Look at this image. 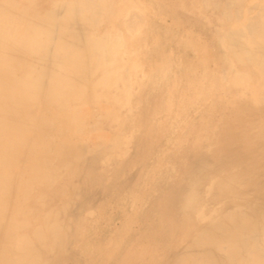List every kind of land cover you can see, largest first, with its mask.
Masks as SVG:
<instances>
[{
    "label": "bare ground",
    "instance_id": "6f19581e",
    "mask_svg": "<svg viewBox=\"0 0 264 264\" xmlns=\"http://www.w3.org/2000/svg\"><path fill=\"white\" fill-rule=\"evenodd\" d=\"M115 1L117 0H0V264H45L44 257L47 250L44 248L43 252L38 245L45 244L47 246L48 242L50 246H58L59 252H62L67 246H63V249L60 248L66 235L61 227L62 221L58 220L63 210L52 208L49 205V197L59 194L58 187L63 184L64 177L68 176L70 182V178L78 172V167L85 154L93 155L94 152H99L104 160H108L107 162L111 160L109 166H112L114 163L112 161L116 159L115 167L125 154L123 152L122 157H118L119 152H122L118 150L117 154H114L115 156L111 154L117 147L118 138L121 134H126V130L123 133L122 131L125 129L124 125L127 124L128 116L119 117V106L135 102V100L131 102L133 99L132 86H130L131 78L126 77L123 73L134 54L133 46L141 45L138 38L147 25L145 20L147 18L149 20L147 17L149 8L146 9L147 5L143 7L144 5L141 3L136 4L131 0H122L120 11L123 10L126 13V19L121 18L123 13H120L121 15L118 17L115 16L117 12H114L115 17L113 16L114 18L107 23L109 12L112 13L114 10L109 8L111 5H115ZM238 1H198L201 7L198 9V13H201L202 9L203 12L205 10V13L208 10H213L217 12L216 23H224L223 29L222 27L221 30L219 29L221 25L217 29L219 36L218 39L216 38L217 42L214 46L207 45L195 37L186 40L188 47L191 48L193 59V63L191 60L188 66H194L196 70L192 74L191 89L186 94L198 96L200 102L202 99L208 100L209 96L216 92L226 91L222 86L227 84L226 86L237 90L242 88L241 97L245 96V99L249 100L251 104L259 106L264 104V58H262V52H264L262 51L264 48V0H255L254 7L249 3L252 0H248L247 3L241 0L240 4L244 3V6L242 5L243 12H241V7L239 8L241 11L237 8V5H240H236ZM149 3L151 5V2ZM132 12H136L135 15ZM141 15L142 19H140ZM173 18L172 16V20H175ZM213 27H216L215 22ZM214 31L217 34L216 30ZM136 36H138L137 40L133 43V37ZM143 40L146 41L144 37ZM144 45L146 44L144 43ZM144 45L141 46L144 47ZM217 46L223 50L226 58L223 55L221 58H225V62L223 60L219 62V53L221 52ZM136 62L138 63V61ZM162 71L165 72L163 69ZM162 71L158 72L162 73ZM129 73L132 75L131 71ZM216 75L218 78L215 77ZM146 84L144 87L147 89ZM238 100L242 101L240 98ZM160 103L163 105L162 102ZM162 107L164 106L160 108L162 109ZM240 108L241 110H238L241 115H252L249 110L250 106L246 108V105H240ZM158 113L160 114V112ZM104 117L106 120H113L117 124V128L112 129L111 132L104 131L106 124L101 123ZM161 123L162 120L156 124V138L160 135ZM261 132H264V125L261 126ZM132 133L134 134V132ZM123 137L121 136V138ZM206 138L204 137L202 142ZM123 140L127 142L129 139ZM255 140L251 139L250 143L254 144ZM110 143L112 146L109 145ZM127 144H124L126 146L122 145L127 147ZM261 146L264 147V144ZM247 151L249 153L256 152L252 150V147L247 148ZM232 158L238 163L244 156L235 155ZM91 159L93 163V158L91 157ZM76 184L74 182L73 185ZM72 187L74 189V186ZM64 188L59 195L63 199L62 203L66 205L68 202L64 198L67 188ZM72 207L74 206L72 205ZM66 209L69 210L68 208L64 210ZM123 210L125 211V209ZM90 211L92 212L91 209ZM87 212L85 210V214ZM138 212L140 211L138 210ZM243 212H227L221 218H214L215 221H209L202 225L201 222L187 224L184 231L189 237V245H186L185 251L182 249L183 252L178 254L170 264H264V213H258L260 214L259 220L256 221L255 217H249L248 213ZM67 218L69 216L65 221ZM135 219H137V215ZM69 223L71 222L69 221ZM63 228L65 229V227ZM123 229L127 228L124 226ZM185 233L182 235L184 236ZM169 238L171 240V237ZM152 243L154 244V242ZM183 244L185 245L184 242ZM76 247L78 248V245ZM81 248L83 249L80 245L79 249L81 250ZM144 249L143 247V251ZM68 251L71 253L72 250ZM148 253L150 254V251ZM72 255L75 257V253ZM76 255L78 254L76 253ZM134 256L136 257V255ZM115 259L117 260V258ZM155 260L151 259V262L153 263ZM81 263L83 264V262ZM155 264L157 263L155 262Z\"/></svg>",
    "mask_w": 264,
    "mask_h": 264
},
{
    "label": "rangeland",
    "instance_id": "374dc122",
    "mask_svg": "<svg viewBox=\"0 0 264 264\" xmlns=\"http://www.w3.org/2000/svg\"><path fill=\"white\" fill-rule=\"evenodd\" d=\"M131 1L136 4L141 3V5H144L143 7L147 5L146 9L149 8L147 14L149 20H147V17H143L147 18L145 20L147 24L145 28H147L146 31L149 33H147L144 28L138 39L141 41V45H144V43L146 45H144V47L137 44L136 47L133 46L134 54L131 56L130 64L126 67L127 70L125 69L127 72L124 71L123 73L126 77L129 76L131 78L130 86H132L133 93L131 102L135 100L136 103H129L131 107L129 104L119 106V117L128 116V121H126L127 124L125 123V129L122 131L123 133L126 130V134H121V136L124 137L121 138L120 136L118 138L116 143L118 148L116 147L111 154L114 155L118 151H122L119 152L120 154H118V157H122L123 152L125 154H123L119 164L116 165L117 167H115V162H117L116 159H112V163L114 162L112 166L115 168L109 166L111 165V160L107 162L108 160H104L102 154L99 152H94V156L92 154H85L82 163L78 167V172L70 178V182L68 176L62 179V181H64L63 184L66 185V183H68L66 186L63 184V186L60 185V187H58V190L60 189L58 193L60 194L63 188L66 187L67 189L64 188L67 191L64 199L70 204L67 206L68 203L66 205L62 203L63 199H61L59 194L52 195L49 197L48 201L52 208H61L63 210L58 220L60 219L59 222L62 221L61 227L64 235L65 232L66 235L64 236L65 239L60 248L63 249V246H67L62 252H59L58 246H50L49 242L47 246L45 244L38 245L39 249L42 250L46 248L47 250L46 255L44 253L45 264H82L81 262L84 264L86 260L88 261L86 264H139L140 262V264H155V262L157 264H170L173 259L178 256V254L185 251L189 245V237H187L184 231L187 224L201 222L202 225L209 221H215L214 218H221L223 215H226L227 212L242 213V211L248 213L249 217H255V220L258 221L259 215L264 213V147L261 146V144H264V136H262L264 132H261V126L264 125V104L260 106L254 103L251 104L249 100L245 99V96L241 97L242 88L237 90L233 87L226 86L227 84L222 86L226 91L223 90L224 92L221 93L216 92L209 96L208 100L206 99L204 101L202 99L201 102L198 100V96H188L186 94L191 89L192 74L196 71L194 66H188L191 60L193 63V59L191 48L188 47L189 45L186 40L195 37L201 42L204 41L207 45L214 46L219 36V30L217 29L220 25L219 29L221 30V27L223 29L224 23H216L215 15L217 12L213 10H208L205 13V10L203 12L202 9L201 13H198V9L201 8L199 5L200 0H159V2L158 0ZM245 1L247 3L248 0H242L244 3ZM115 2V5H111L109 8L114 10L112 13L109 12V18L106 20L107 23L115 16L119 17L121 15L120 13H123L121 16L122 19H126L127 17L123 10L120 11V9H122L120 6L122 0H117ZM149 2H151V5ZM240 3L241 0H239L236 5ZM244 3H242L243 6ZM249 3L254 7V3L256 2L252 0L249 1ZM240 5H237V8L240 10L239 8L241 7L242 11H240L243 12L244 7ZM114 12H117L115 16ZM136 12L139 13L138 11ZM136 12L132 13L135 15ZM153 16L154 18H152ZM172 16L175 20H172ZM140 19H142V15ZM164 19L165 22H163ZM213 20L217 27H215L216 29L213 27ZM151 24L152 26H150ZM178 25L179 27H177ZM214 30H216L217 34ZM137 37L138 36L135 38L133 37V43L137 40ZM143 37L146 39L145 42ZM217 47H219L218 50L221 52L219 53L220 61H218L221 62V60H223V62H225L226 57L223 50L220 46ZM263 49L262 51H264ZM222 55L225 58H221L223 57ZM262 58H264V52H262ZM136 61H138L139 64ZM140 66L143 68L141 67V69ZM138 68L141 70L139 69V71ZM162 69L165 72H163ZM130 71L132 75H129ZM158 71H162V73ZM135 72H137L138 75ZM146 72L148 74H145ZM215 77H217V75ZM161 78L163 79L162 81ZM145 84L147 85V89L144 87ZM238 98L242 99V101L238 100ZM160 102H162L163 105ZM136 104L138 105L137 108ZM240 105H246V108L250 106L249 110H251L250 112L252 115H241L238 110H241ZM123 106H125V108H123ZM158 106L164 107L161 109ZM158 112H160V114ZM131 118L132 120H129ZM161 120L160 135L156 138V124ZM101 123L103 125L106 124L104 126V131L106 132H111L112 129L117 128V124H115L113 120H106V117H104ZM131 123L133 126H130L132 125ZM130 133H132V135H130ZM204 137L207 138L202 142ZM123 139L126 141L129 140L125 142ZM251 139H256V142L254 144L250 143ZM122 144H127L128 146L124 147L126 145L123 146ZM109 145L112 146L111 143ZM250 147L256 152L249 153L247 148ZM235 155L244 156L240 161L241 163L238 161V163L235 162L236 160L232 158ZM90 156L93 158V163ZM171 166L172 168H170ZM146 167H148L150 171ZM82 169L83 171H81ZM77 178L80 179L78 180ZM72 181H74L75 184L77 183L78 186L77 184L73 185L74 182ZM150 181L152 182L149 183ZM72 186H74V189ZM135 189L138 193L134 192ZM131 192L132 194H130ZM72 205L74 207H72ZM65 208L69 210H64ZM123 209H125V211ZM85 210L86 212L88 211L86 214L89 216L85 214ZM138 210L140 212H138ZM66 215L69 216L67 221H65ZM136 215L137 219H135ZM122 219L126 220L124 221ZM68 220L71 223H69ZM132 220L134 221L132 222ZM128 222L130 223L128 224ZM66 223L67 226H65ZM62 224L64 225L62 226ZM124 226L127 229L124 230ZM63 227H65V229ZM124 233L126 234L124 238H122ZM184 233L186 238H181L184 237L182 235ZM77 234L78 237L81 236V238H78ZM169 237H171L172 241ZM152 242H154V244ZM79 244L83 249H79ZM176 244L177 246L179 244L181 245L177 247ZM76 245H78V248ZM146 246L148 247L146 248ZM67 247H69L68 250H72L73 252L71 251L70 253ZM143 247L145 248V252L143 251ZM87 249L89 252H86ZM149 251L150 254L148 253ZM135 252L138 253L136 254ZM74 253L75 257L72 255ZM76 253L78 255H76ZM142 253L143 255L141 256ZM147 253L149 256L146 255ZM134 255H136V257ZM161 255H164V257ZM76 256L77 259L80 257L78 261ZM154 256H156V260ZM102 257L105 259H102ZM115 258H117V260ZM151 259L155 261L152 263ZM100 260L101 262L98 263Z\"/></svg>",
    "mask_w": 264,
    "mask_h": 264
}]
</instances>
